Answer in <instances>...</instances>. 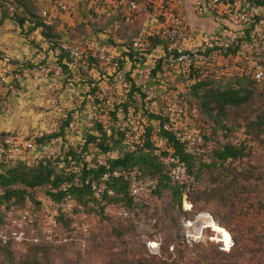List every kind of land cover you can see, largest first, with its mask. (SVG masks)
Returning <instances> with one entry per match:
<instances>
[{
  "label": "rangeland",
  "instance_id": "obj_1",
  "mask_svg": "<svg viewBox=\"0 0 264 264\" xmlns=\"http://www.w3.org/2000/svg\"><path fill=\"white\" fill-rule=\"evenodd\" d=\"M1 10L6 12V16L0 19V138L9 134L21 142L32 139L36 146L34 144L19 156L14 155L13 160L7 163L1 162L0 158V171L17 161L29 166L50 161L56 171L77 170L68 162L70 149L93 164L97 160L115 157L129 147L135 148L140 141L139 124L144 128L151 126L157 129V120L148 117L152 114L149 112L150 105L154 100L155 109L161 111L163 103L157 99L158 89L154 90L155 98L146 99L138 87L141 77L135 79L138 83L135 89L138 90L134 92V98L128 99L129 94L124 97L122 84L116 83L113 76L103 74L99 67L90 68L83 64L70 70L65 65L69 59L59 48L60 44L69 45L70 41L84 33L81 23L66 30V33L59 29L60 39L49 40L42 36L40 30L30 31L29 22L23 26L17 24V16L23 14L19 0H0V16ZM258 18L263 19L264 12ZM90 27L100 44L110 49L117 48L122 57L125 56L123 47H130L133 38L139 37L138 28L125 26L116 15H102ZM159 41L162 42L160 38L150 40L149 49L138 51L132 61L148 67L156 63L154 73L161 55V50L157 49L161 44ZM152 43L158 44L152 46ZM120 65L125 79L131 80V67L126 60L121 59ZM189 83L185 78H179L168 90H178L183 99L198 100L190 95ZM147 85L152 88L154 83ZM127 106L136 109L134 118H130L133 124L125 125L131 132L114 151L102 153L92 143L82 149L87 134L100 136L97 125L105 129H119V125L128 123ZM258 114L264 118V89L255 91L246 103L227 108L222 123L229 130L219 124H214L216 129H213L215 126L209 124L210 139L216 148L231 142L241 144L243 152L241 156L215 166L193 168L197 177L187 192L188 199L194 204L191 212L181 213L185 202L188 207L191 206L189 200L183 195L179 210L170 189L166 187H161L150 200L148 210L160 215L165 242H175L173 234L180 230L182 222L184 233L196 236L191 239L190 246L186 244L184 249L181 248L183 255L180 259H172L169 255L158 259L156 255H148L141 237L128 225L94 213L90 215L91 236L84 250L76 244L31 250L11 258V263L264 264V125L256 130L251 128V133L245 132L246 124ZM205 118L212 123L210 118ZM52 133L56 135L45 138L43 142L38 141ZM117 137L114 135V139ZM26 190L31 196H26V203L30 201L32 204L37 197L44 196L45 191L44 187ZM216 221L230 233L226 229L218 232L210 228L217 227ZM189 222L194 226H188ZM214 232L217 233L216 238L213 237ZM231 238V246L218 243ZM4 257L2 255L1 259L5 260Z\"/></svg>",
  "mask_w": 264,
  "mask_h": 264
},
{
  "label": "built area",
  "instance_id": "obj_2",
  "mask_svg": "<svg viewBox=\"0 0 264 264\" xmlns=\"http://www.w3.org/2000/svg\"><path fill=\"white\" fill-rule=\"evenodd\" d=\"M35 4L38 14L46 23L58 22L59 29L65 33L76 24L81 23L84 27V33L70 41L69 45L63 46L71 57V62L67 63L70 69L76 65H88L89 59L94 60L92 65L99 67L103 74L113 76L116 83L122 84L124 97H127L132 82L135 83V79L139 77L142 78L140 85L135 84L146 99L155 98L154 90L158 89L157 99L163 103L162 114L168 119L163 124V129L172 132L184 143V151L190 155L210 152L213 142L203 137L201 131L205 125L200 119L197 107L188 105L178 90H168L172 83L179 78L194 83L198 80L239 76L253 80L260 91L264 89V26L261 18L256 20L263 12L264 6L249 0H194L192 7L197 16H213L222 22L220 32L208 35L187 24L173 0H85L81 5L71 0H35ZM102 15H116L127 27L139 24V37L133 38L130 47L122 49L125 56H120L116 48L110 49L105 44H100L96 39L97 35L92 33L89 21L94 19V16L99 19ZM101 35L104 36L103 33ZM152 37L162 40L158 46L161 50L158 57L161 62L154 73L156 63L148 67L132 61L138 51L149 49ZM121 59L126 60V64L131 67V80L125 79L120 65ZM149 82L154 83L152 88L147 85ZM139 92L138 95L141 93ZM155 106L153 100L150 113L159 112ZM135 110L134 107H128V123H123L124 125L133 124L130 118H134ZM156 124L157 129L153 128L150 132L155 144L154 153L163 165H171V182L182 185L190 180L186 165L172 155V149L166 139L158 136L157 121ZM137 128L140 136L144 127L139 124ZM130 132L131 129L126 130L125 136H129ZM34 144L32 139L21 142L16 136L4 135L0 138V158L5 162L13 160L14 155L19 156ZM98 162L103 163L100 160ZM111 175L128 179V191L134 202L149 199L157 182L153 178H142L137 169H113ZM65 186H62L63 190ZM92 186L93 195L99 198L105 188L104 184L96 187L92 183ZM108 193L112 194V191L108 190ZM37 200L40 202L39 209L27 205L6 214L0 222V245H10L15 253L24 252L29 245L76 244L84 250L91 236L92 224L87 212L74 210V206L81 207L79 203L73 200L64 203L52 202L43 195L37 197ZM190 205L192 206L191 203ZM60 208L66 213L69 221L67 225L60 224L58 220ZM104 212L120 222H132L145 243L146 253L161 254V247L165 242V234L162 231L149 226L120 203L105 202ZM195 237L185 234V240L181 241V244L171 242L168 250L174 254L178 252L179 247L184 249L186 244L190 246L191 239Z\"/></svg>",
  "mask_w": 264,
  "mask_h": 264
},
{
  "label": "trees",
  "instance_id": "obj_3",
  "mask_svg": "<svg viewBox=\"0 0 264 264\" xmlns=\"http://www.w3.org/2000/svg\"><path fill=\"white\" fill-rule=\"evenodd\" d=\"M249 1L256 5L264 6V0ZM19 2L23 8V14L18 15L16 18L17 24L19 26H23L25 22H29L30 31L40 30L42 36L49 40L53 38L60 39L62 35L58 31V22L46 23L44 18L38 14V8L35 4V0H19ZM5 16L6 12L1 10L0 19L5 18ZM258 17L259 16L256 17V20L260 19ZM96 20H98V18L94 16V19L89 21V25H91ZM152 39L158 40L157 37L150 38V40ZM152 44V46H156L158 43ZM59 48H61L63 54H66L69 62H71V57L68 50L65 49L61 44ZM128 55L131 57L130 54ZM160 62L161 60L159 59L157 63L158 67ZM67 63H65L66 66H68ZM93 63L94 60L89 59L88 65L90 68L91 66H94L92 65ZM65 65H63V67H65ZM221 81L224 82L221 83ZM188 85L190 95L195 99L197 98L199 101L195 99L194 100L196 102L190 101L187 97L184 100L186 103L188 102V105H195L197 107L200 119L205 125V128L201 132L204 139L210 141L212 140L210 139L209 135V124H219V126L229 130V128L225 126L224 123H222V119L226 117L227 108L229 106L242 105L250 99L255 91L260 92L253 80L239 76L198 80L194 83H189ZM137 90V88L135 89V83L132 82L131 89L128 93V99L130 97L132 98L134 96V92ZM140 95L144 98L143 94ZM128 107L129 106H127V108ZM204 115L210 118L212 123H209V120H207ZM148 117L157 120L158 136L165 138L167 141L166 143L172 149V155L185 163L186 171L190 176L189 181L182 185L171 182L169 176L171 165H163L154 153L155 144L151 139L150 133L153 127L149 125L150 127L144 128V132L139 136L140 141L137 143V145H135V148L129 147L128 149H124L122 153L117 154L115 157H108L105 161H103V163H99L98 160L93 164L87 163L83 157L70 149L68 162L70 163L73 161L72 165H75V167L78 168L77 170L72 169V171H56L54 165H52L50 161H40L35 166H29L22 161H17L13 165L3 167L0 171V222L4 220L6 214L9 211L14 212V210L17 208L29 205L34 209H39L40 202L37 200V198L35 199L34 204H32L30 201L29 203H26V196L31 197L26 189L44 187V197L46 199L59 203H64L67 200H73L79 203L81 206L80 208L74 206V210H84L89 216L91 214L97 213L101 216L112 218L104 212L105 202L123 204L131 213H133L134 216L143 219L147 224H149V226L161 231L163 230V224L160 220V215H155L148 210L150 200L154 197V195L158 194V191L161 187L170 189L172 196L176 200L180 210L181 198L183 195H186L188 199L187 192L189 191L191 183L197 177L196 173L193 172V168H197L198 170L202 166H215L216 164H221L227 160L234 159L242 155L243 146L241 144L237 145L230 142L216 148L214 141H212L213 147L210 152L197 156L190 155L184 151V143L178 140L172 132L163 129V124L167 122L168 119L167 117L163 116L162 110L158 113L149 114ZM263 125L264 118L258 114L254 120L249 121L246 124L245 132L247 134L251 133V128L256 130V128H261ZM103 128L104 127L101 125H97L96 127V130L100 135L99 137L93 133L87 134L82 149H86V145L92 143L102 153L114 151V149L118 147L125 138V131L129 129L125 125H119V129L111 127L108 129ZM213 129H216V126L213 127ZM55 135V133H52L45 137L39 138L38 141L43 142L45 138H50ZM114 135H118V137L114 139ZM164 153H166V151ZM1 162L7 163L4 160H1ZM113 169H137L140 171L142 178L156 179V186L152 191L151 197L142 202H134L128 191V179L125 177H113L111 175V171ZM92 183L96 187L102 183L105 186L104 190L100 193L99 198H96L93 195ZM62 186H65V190L62 189ZM108 190H111L112 194H109ZM188 200L192 204L191 209L187 210L185 208L183 211H181V213L188 214L192 211L194 204L190 199ZM57 217L60 224H68L69 221L66 218V213H64L61 208L58 209ZM122 223L128 225L130 229L138 234L132 222L128 221ZM217 223L222 227V229H226L219 222ZM179 226L180 230L173 234V241L181 244V241L185 240L183 222ZM216 234L217 233L214 232V238H216ZM138 236H140V234H138ZM141 243L144 246L145 243L143 240ZM169 243L171 242H164L162 244L161 254L156 255V258L164 259L165 255H169L172 257V259H180V257L183 255L182 249L178 248V252L173 254L168 250ZM218 243L231 246L232 238L228 241H219ZM55 247L60 248L63 246L29 245L24 252L15 253L10 248V245H0L1 257L2 255L5 256V260L1 259L0 264H13L11 263V258L25 255L31 250H41Z\"/></svg>",
  "mask_w": 264,
  "mask_h": 264
},
{
  "label": "crops",
  "instance_id": "obj_4",
  "mask_svg": "<svg viewBox=\"0 0 264 264\" xmlns=\"http://www.w3.org/2000/svg\"><path fill=\"white\" fill-rule=\"evenodd\" d=\"M71 1L77 2L78 5H81L82 2L83 3L85 2V0H79V1L71 0ZM173 1H174L175 6L181 10L182 14L185 17L187 24H189L196 31L202 32V33L207 34V35L211 34V33H218L221 31V27L223 26L222 22L218 21V19L216 17H213V16L199 17L194 13L193 7H192V2L194 0H173ZM263 12H264V10H263ZM204 17H206L207 19H201ZM262 22H263V26H264V18L262 19ZM134 27L138 28L139 24L138 23L135 24ZM59 28H60V26L58 27V29ZM157 49H159V48H157Z\"/></svg>",
  "mask_w": 264,
  "mask_h": 264
},
{
  "label": "bare ground",
  "instance_id": "obj_5",
  "mask_svg": "<svg viewBox=\"0 0 264 264\" xmlns=\"http://www.w3.org/2000/svg\"><path fill=\"white\" fill-rule=\"evenodd\" d=\"M200 128H201V127H200ZM186 204H187V203L185 202V208H186L187 210H188V209H191L192 206L188 207ZM205 224H206V223H205ZM216 224H217V227L215 226V227H210V228H213V229H216V230H218V231H221L222 227L217 223V221H216ZM187 225L190 226V227L194 226L191 222L187 223ZM207 226H208V225L206 224V227H207Z\"/></svg>",
  "mask_w": 264,
  "mask_h": 264
}]
</instances>
